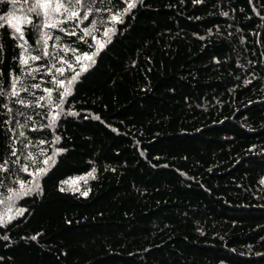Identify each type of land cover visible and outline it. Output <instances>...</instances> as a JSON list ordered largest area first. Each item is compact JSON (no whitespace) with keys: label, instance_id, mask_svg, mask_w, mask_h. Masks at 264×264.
Returning <instances> with one entry per match:
<instances>
[{"label":"trees","instance_id":"obj_1","mask_svg":"<svg viewBox=\"0 0 264 264\" xmlns=\"http://www.w3.org/2000/svg\"><path fill=\"white\" fill-rule=\"evenodd\" d=\"M33 2L0 0V264H264V0Z\"/></svg>","mask_w":264,"mask_h":264},{"label":"snow or ice","instance_id":"obj_2","mask_svg":"<svg viewBox=\"0 0 264 264\" xmlns=\"http://www.w3.org/2000/svg\"><path fill=\"white\" fill-rule=\"evenodd\" d=\"M76 4H79V0H75ZM134 7L133 4H129V8ZM49 10H51L53 13L56 12H63L68 14V19H72L77 17L79 14L77 11L74 10L73 3H48L44 2V0H34V2L31 4V7L28 9V11L35 12L37 16H44L47 17L49 15ZM0 19H5L4 17H0ZM115 20L116 17H113ZM28 22H31L30 20ZM47 26V24L45 25ZM51 27H57V24L53 23L51 24ZM20 29L18 28L17 31ZM33 59H36V57H33ZM79 59V58H78ZM85 60H91L92 58L90 56L83 57ZM22 63H26V61H22ZM26 170V169H25ZM23 187V185H22ZM86 195V193H84Z\"/></svg>","mask_w":264,"mask_h":264},{"label":"rangeland","instance_id":"obj_3","mask_svg":"<svg viewBox=\"0 0 264 264\" xmlns=\"http://www.w3.org/2000/svg\"><path fill=\"white\" fill-rule=\"evenodd\" d=\"M85 179H87V177H76V178L69 179L67 182H65L64 187H68L75 191H80L82 188V182Z\"/></svg>","mask_w":264,"mask_h":264}]
</instances>
